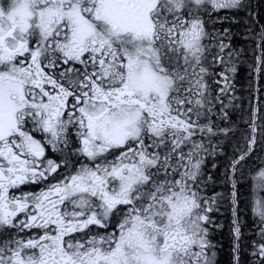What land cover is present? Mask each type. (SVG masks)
Listing matches in <instances>:
<instances>
[{
    "label": "snow or ice",
    "instance_id": "6c2138e0",
    "mask_svg": "<svg viewBox=\"0 0 264 264\" xmlns=\"http://www.w3.org/2000/svg\"><path fill=\"white\" fill-rule=\"evenodd\" d=\"M253 9L0 0V264H218L222 209L241 264L245 169L252 264H264V161L253 160L264 104L235 103L249 54V87L264 99ZM235 26L247 47L233 43ZM224 139L231 154L210 172Z\"/></svg>",
    "mask_w": 264,
    "mask_h": 264
},
{
    "label": "trees",
    "instance_id": "16d2710c",
    "mask_svg": "<svg viewBox=\"0 0 264 264\" xmlns=\"http://www.w3.org/2000/svg\"><path fill=\"white\" fill-rule=\"evenodd\" d=\"M254 11L257 14L256 24L257 27L259 25L264 24V0H253ZM223 15V13H221ZM224 27H228V24H224ZM234 32L238 34L234 38L233 43L238 48L247 47V43L245 38L239 32V26H235L232 29ZM245 62L238 65L240 69L239 74L236 79V93L235 95L239 98L235 103L242 106L243 109L247 110L250 102L252 104H256L257 102L264 104V99L257 101L255 98V94L253 90L249 87V71H248V63L251 60L250 54L244 57H241ZM261 86H264V81H261ZM264 96V93L260 94ZM236 119V117H234ZM239 123V121H237ZM221 151L218 153L219 158H209L207 161V168L210 172H216V169L212 168V164L215 163L219 166L220 171H223V162L226 158V155H230L232 151L233 144H229L226 139L221 140L220 142ZM256 165H259L264 161V155H258L253 157ZM251 166V165H249ZM245 175L239 178L240 185V216L242 218V222L245 225L243 228L244 238L242 240V251L240 255L241 264H252L254 257L251 255L252 248L251 243L253 240H258L259 237L255 235V232L258 231V228L255 224L256 217L253 216L251 210L246 205L249 201V191H250V178L247 172V169L244 170ZM217 175L219 173H216ZM217 190H220L219 188ZM222 213V214H221ZM221 213L216 214V219L219 223H223L225 227L223 229L212 232V236L214 237L213 242L217 244L218 252H217V261L218 264H234L233 261V253H232V237L229 234L228 224L230 223L231 213L230 211L221 210Z\"/></svg>",
    "mask_w": 264,
    "mask_h": 264
},
{
    "label": "flooded vegetation",
    "instance_id": "af4514ba",
    "mask_svg": "<svg viewBox=\"0 0 264 264\" xmlns=\"http://www.w3.org/2000/svg\"><path fill=\"white\" fill-rule=\"evenodd\" d=\"M261 164V163H260Z\"/></svg>",
    "mask_w": 264,
    "mask_h": 264
}]
</instances>
